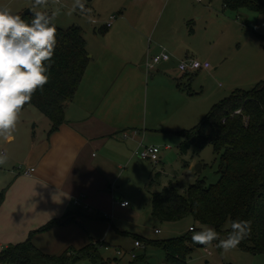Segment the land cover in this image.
I'll use <instances>...</instances> for the list:
<instances>
[{
	"label": "crops",
	"instance_id": "crops-1",
	"mask_svg": "<svg viewBox=\"0 0 264 264\" xmlns=\"http://www.w3.org/2000/svg\"><path fill=\"white\" fill-rule=\"evenodd\" d=\"M147 1V8L134 12L127 27H121L117 42H104L94 37L95 45L91 49L85 39L89 62L73 99L65 105V122L56 132L39 139L31 131L30 123L35 120L33 127H36L41 120L44 130L48 131L51 123L39 111L29 110V118L18 122L16 131L18 128L19 135L13 133V142L7 143L0 138V147L10 152V159L22 164L0 205V249L23 240L30 231L51 219L77 210L87 215L75 216L79 224L72 221L55 225L35 234L32 241L46 253L86 245L84 225L91 231L98 221L90 219L100 216L101 210L114 207L113 182L125 167L133 164L135 157L139 158L136 151L141 146L160 145L166 135L191 128L188 127L191 122L198 121L209 111L204 114L208 107L203 102L209 100L212 106L219 94L252 82L250 77L247 81V75L254 71L251 59L254 56L244 52L237 62L226 64L222 57L226 46L223 52L222 39L209 40L206 45L186 40L187 32L181 27L190 19L191 13L183 4L168 3L167 6L170 4L175 9V14L165 18L162 24L159 20L153 25L154 11L159 4L151 5V0ZM222 9H227L224 4ZM222 15L225 19L230 18ZM186 25L191 35L194 29L189 21ZM163 49L170 53V59L160 61L154 69L148 70L147 59ZM191 57L208 61L213 57L215 61L208 70L181 71L180 61ZM257 63L262 65V59ZM175 66L181 72L178 73ZM200 80L201 89L198 86ZM28 107L32 106L22 110L26 111ZM124 132L128 134L126 138ZM161 147L162 150L171 149L169 144ZM190 154L188 151L185 155ZM161 156L162 153L159 162ZM192 164L185 161L188 168ZM202 165L201 162V168ZM26 169L32 170L31 175L24 173ZM152 174L151 170L145 189L148 183L151 184ZM188 185L181 186L182 190ZM146 192L151 200V194L156 191ZM76 197L83 198L92 211L75 207L73 200ZM107 219L104 217L105 222H100L101 231L112 229ZM89 239V242L93 240ZM135 240L142 244L140 237ZM96 241L100 242V248L108 243L102 239Z\"/></svg>",
	"mask_w": 264,
	"mask_h": 264
},
{
	"label": "rangeland",
	"instance_id": "rangeland-1",
	"mask_svg": "<svg viewBox=\"0 0 264 264\" xmlns=\"http://www.w3.org/2000/svg\"><path fill=\"white\" fill-rule=\"evenodd\" d=\"M73 3L74 0H48L46 6L33 8L34 0H0V7L7 6L13 13H16V11L22 13L28 9L33 12L44 11L48 15L58 12L54 20L55 26L63 29H67L72 25L82 27L84 37L88 41V46L92 49L95 45V38H99L104 42H117L118 33L122 31L121 27H127V24L132 19L131 15L137 10L147 8V5H149L147 0H84L85 8L90 9V12H81L77 9L69 15L68 12L72 8ZM154 3L159 4V7L154 11L156 12V16L153 25L159 20H161L162 24L165 18L175 14V9L170 4L167 6L168 3L183 4L191 13V17L186 23L189 21L194 29L190 35L186 23L184 27H181L187 32L186 40L193 41L198 45H206L209 40L222 39L223 52L225 50L224 46H226L222 57L226 59V64L237 62L244 52H247L249 56H254L251 58L254 71L250 75H247V81L250 77L252 82L246 86H242V89H251L264 80V12L259 13L246 7L237 10H223L222 0L150 1L151 5ZM209 3H211V6ZM160 4L162 5L160 6ZM209 8L212 10V13L208 10ZM222 14L229 16L230 20L225 19ZM201 15L202 18L199 19L198 17ZM109 22L110 25L112 23L111 27L107 26ZM223 30L227 32L225 31L223 34ZM192 36L194 37L192 38ZM209 58L210 64L213 65L215 60L213 57ZM260 59L263 61L262 65H258L257 63ZM175 64L178 66L176 61ZM176 66V71L179 73L180 70ZM201 85L202 80L198 83L200 89ZM203 85L206 84L203 83ZM230 93L219 94L220 96L216 98L215 102L220 101ZM203 103H205V107H208L204 112L205 114L210 109L211 104L209 100ZM25 110L21 111L18 122L29 118V110L31 112H33L32 110L38 112L33 106ZM40 121L37 122L38 126L36 127H33L35 120L30 123L31 131H34L39 139L47 138L48 130H44L43 124ZM198 121L191 122L188 127L194 126ZM179 132L175 131L166 135L165 140L159 145L161 148L160 153H162L161 162L153 163L149 160L135 157L133 164L123 169L117 180L113 182V197H115V200L128 201L130 205L122 207L119 203H115L113 208L109 206L107 210H101L99 212L100 216L97 215V218L90 219L98 221L94 223L96 227L91 229L92 232L83 224V230L87 239L86 244L89 242L90 237L93 240L102 239L108 242L99 248V254L105 260L110 259L111 264H164L166 258L165 251L160 246L148 242L152 240H165L186 234L189 236L188 244L193 247V251L187 259V264H264V254H253L239 247L225 253L222 249L216 247L218 241H213L211 245L207 246L194 244L191 239L193 231L189 232L188 227L193 225L196 228L195 231H199L202 225L196 223L190 216L177 221L161 222L151 214V200L146 190L160 191L163 187L172 183L183 192L184 190H182L181 186H187L196 181L195 173L197 170L195 166L201 164V162L203 165L200 172H198L199 174H197L199 175L198 178H205L206 184L209 185L216 183L220 177L218 173L219 156L215 153L213 147L211 145L205 146L199 155H182L178 148L181 141ZM14 133L19 135L18 128ZM165 144H169L171 149L162 150L161 145ZM2 149L0 147V153H4L8 157L7 163L0 166V193L3 192L5 196L11 180L19 175L22 164L14 163L10 159V152L7 149ZM185 161L188 163L193 162L192 166L188 168L185 165ZM125 165L123 164V166ZM151 170L153 171L152 181L151 184L148 183L145 189V183L148 182L147 177ZM104 216H111L107 219L112 227L109 231L100 230L102 227L100 222H105L103 220ZM225 227H229V223ZM155 229H159L160 232H156ZM137 236L142 239V247L133 248L134 238ZM221 238L226 237L223 236ZM64 249L57 250V252H53L52 254H59ZM118 250L120 253L117 252ZM132 252L136 254L135 258H132ZM74 264L97 263L83 259Z\"/></svg>",
	"mask_w": 264,
	"mask_h": 264
},
{
	"label": "trees",
	"instance_id": "trees-1",
	"mask_svg": "<svg viewBox=\"0 0 264 264\" xmlns=\"http://www.w3.org/2000/svg\"><path fill=\"white\" fill-rule=\"evenodd\" d=\"M227 9L242 7L264 12V0H222ZM31 23L33 13H15ZM89 62L82 27L67 29L56 26V45L49 82L37 89L31 102L51 123L48 135L65 122L64 108L71 101ZM24 106V107H25ZM179 152L199 155L211 145L219 156L216 183L207 185L198 178L181 192L170 183L151 194V214L159 221H177L188 216L200 225L213 227L227 237L233 220H250L251 234L237 246L253 254H264V80L251 89L236 88L211 106L201 120L180 132ZM4 193H0V205ZM87 217L77 210L54 218L16 243L0 249V263L11 264H74L88 259L97 264H111L99 254L100 242L92 240L81 248L68 247L59 254L46 253L32 241L35 234L51 227L66 225L75 216ZM229 223V227L225 225ZM192 230H195V226ZM189 236L181 235L148 243L160 246L166 254L164 264H187L193 251Z\"/></svg>",
	"mask_w": 264,
	"mask_h": 264
},
{
	"label": "clouds",
	"instance_id": "clouds-1",
	"mask_svg": "<svg viewBox=\"0 0 264 264\" xmlns=\"http://www.w3.org/2000/svg\"><path fill=\"white\" fill-rule=\"evenodd\" d=\"M48 0H34L33 8L46 6ZM85 8L84 0H74L68 14ZM58 12L48 15L34 11L31 23L7 7H0V138L11 143L23 107L31 102L37 89L49 82V69L56 45V26L54 20ZM8 157L0 153V166ZM250 220L231 221V231L226 238L211 227L202 225L199 231L193 230L194 244L211 245L227 253L235 249L242 240L251 234Z\"/></svg>",
	"mask_w": 264,
	"mask_h": 264
},
{
	"label": "built area",
	"instance_id": "built-area-1",
	"mask_svg": "<svg viewBox=\"0 0 264 264\" xmlns=\"http://www.w3.org/2000/svg\"><path fill=\"white\" fill-rule=\"evenodd\" d=\"M197 1H201V0H197ZM114 18V16H113ZM110 23H108L107 25H109ZM170 59V53L167 52L165 49H163L159 54H155L153 56H150L147 61H146V68L148 70L154 69L155 66L160 62V61H167ZM211 64L208 60H202L199 58H187L184 60H181L179 63V68L181 71L183 72H197V71H201V70H208L210 68ZM127 133L124 132L123 136L126 138L127 137ZM160 152H161V148L159 145H143L141 146L137 151L136 154L139 158L143 159V160H149L153 163H158L159 159H160ZM31 171L29 169L25 170V174L27 175H31ZM75 207L81 209V210H85L88 212L92 211V208L90 207V205L88 203H86L83 198L81 197H76L73 200ZM114 203H119L121 206H128L129 202L128 201H121V200H115ZM106 217V216H104ZM111 216H108L107 218H110ZM193 227H190V230H192ZM156 232H160L159 229L155 230ZM134 245L135 247H141V242L139 240H135L134 241ZM118 253H120V251H117ZM210 252V251H209ZM132 258L136 257V254L134 252L131 253Z\"/></svg>",
	"mask_w": 264,
	"mask_h": 264
},
{
	"label": "water",
	"instance_id": "water-1",
	"mask_svg": "<svg viewBox=\"0 0 264 264\" xmlns=\"http://www.w3.org/2000/svg\"><path fill=\"white\" fill-rule=\"evenodd\" d=\"M41 12H44V11H41ZM24 13H30V14H32V13H33V11H32V10H30V9H28V10H26ZM200 165H201V164H197V165L195 166V168H196L197 172H200V170H201V167H200Z\"/></svg>",
	"mask_w": 264,
	"mask_h": 264
}]
</instances>
